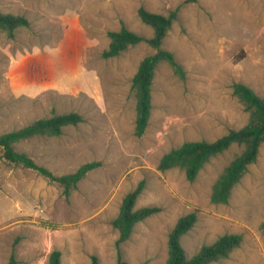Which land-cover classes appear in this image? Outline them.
I'll use <instances>...</instances> for the list:
<instances>
[{
	"label": "rangeland",
	"instance_id": "374dc122",
	"mask_svg": "<svg viewBox=\"0 0 264 264\" xmlns=\"http://www.w3.org/2000/svg\"><path fill=\"white\" fill-rule=\"evenodd\" d=\"M140 7L177 18L163 41L184 75L162 61L152 86L146 132L135 133L132 78L155 52L147 42L103 58L108 31L129 29L150 37ZM0 10L26 16L31 25L14 38L0 30V135L40 118L78 112L84 121L59 136L38 135L15 144L56 175L90 161V171L69 196L37 170L15 165L0 148V264H48L54 249L62 264H168L169 233L178 219L198 221L182 237L188 257L221 235L239 233L242 244L210 264H264V143L228 203H214L213 186L242 152L233 145L211 158L194 181L181 168L159 169L171 149L191 140L213 141L251 120L234 93L242 82L264 97V0H0ZM136 208L159 206L120 247L123 198L142 181Z\"/></svg>",
	"mask_w": 264,
	"mask_h": 264
},
{
	"label": "trees",
	"instance_id": "16d2710c",
	"mask_svg": "<svg viewBox=\"0 0 264 264\" xmlns=\"http://www.w3.org/2000/svg\"><path fill=\"white\" fill-rule=\"evenodd\" d=\"M198 0H185L193 3ZM177 10L168 15L157 13L140 7L138 15L141 20L153 29L150 37L139 34L126 25L119 30L108 31L110 43L102 52L103 58H112L120 55L129 47L142 42H147L155 52L146 55L139 63L137 71L132 78V88L136 95V125L135 133L142 136L146 132L152 111V86L155 71L160 62L166 61L173 66L178 74L184 75L183 66L176 60L175 54L163 48V41L168 31L177 18ZM29 19L20 14L5 13L0 10V30L14 38L19 29L30 27ZM234 93L245 103L246 109L251 112V120L239 129H231L226 134L209 141L191 140L185 141L180 146L171 149L164 154L159 162V169L167 171L172 168H181L190 181L196 180L205 164L213 157L225 152L233 145L243 146L241 153L236 155L227 165L215 182L211 194L214 203L226 204L229 202L234 187L241 181L250 164L257 161L261 145L264 143V97L258 95L249 85L237 82L233 86ZM85 119L78 112L54 114L47 118H40L20 129L6 132L0 135V148L2 156L10 163L37 170L52 182L59 183L66 196L77 188L79 182L87 174L102 164L101 161H90L81 165L76 171L56 175L49 168L38 164L30 155L16 150L15 144L38 135L59 136L64 128L76 126ZM145 187L142 180L135 189L123 198L120 212L113 220V225L118 229V247L126 242L132 235L135 226L146 218L161 210L159 206H145L136 208V202ZM196 212L188 213L180 217L169 233V257L168 264H210L226 258L243 242V235L239 233H227L221 235L211 244H205L192 257H188L182 244V237L186 235L197 223ZM264 229V222L262 224ZM6 264H19L13 254ZM48 264H62V252L54 249L49 255ZM92 264H99L98 257L93 256ZM118 264H128L119 255Z\"/></svg>",
	"mask_w": 264,
	"mask_h": 264
}]
</instances>
